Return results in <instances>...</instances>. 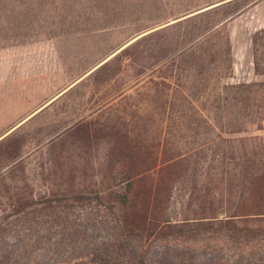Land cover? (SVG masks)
<instances>
[{
  "label": "rangeland",
  "instance_id": "rangeland-1",
  "mask_svg": "<svg viewBox=\"0 0 264 264\" xmlns=\"http://www.w3.org/2000/svg\"><path fill=\"white\" fill-rule=\"evenodd\" d=\"M207 1L212 0H19L16 4L0 0V45L30 40L32 36L78 32L80 38L74 52L79 53L81 61L78 65L73 63V68L78 66L82 69L87 60L98 58L110 50L113 52L125 42L129 44L145 33L164 27L140 38L129 49V56L123 62L112 63V70L118 74L110 85L103 81L97 84L90 80L84 82L46 115L15 132L0 145V217L12 213L14 207L10 201L19 194L37 202L48 197L65 196L66 200L55 201L52 205L56 210L70 212V222L82 231L80 242L92 248L101 247L112 237H118V208L108 198L102 201L91 198L82 202L72 198L74 190H85L94 196L105 186L101 182L107 177L105 166L110 128L113 127V135L120 133L118 131L128 132L133 142H143L156 152L159 144L158 117L161 115L156 108L157 101L170 99L176 105L183 101V106H174L167 112L170 133L166 134V147L171 149L169 155L176 149L202 142L201 133L205 130L202 120L196 110L185 105L186 96L194 102L199 113L211 115L213 109L209 103L223 85L264 81L231 82V74H224L226 70L223 69L218 72L202 51L179 55L212 22L251 0H238L202 20L172 24L187 17V10L201 8ZM231 28L236 31V40L242 46L244 38L240 31L244 26L235 22ZM99 30L102 32H94ZM221 33L228 34L227 26L221 28ZM154 63L157 68L151 77L156 85L143 82L109 106L99 108L104 104L103 97L107 93L124 82L129 83L141 71L145 72L142 78L149 80V69ZM168 84H171V89ZM209 99L212 100L209 102ZM194 118L198 120L193 133L190 121ZM237 119L235 127L239 131L219 132L227 138H264V107L258 114L247 118L239 115ZM262 143L258 141L257 144ZM12 160L14 162L4 170L3 164ZM183 185L181 182L176 184L173 191L169 204L172 214L180 209ZM45 205L32 203L26 211H42ZM5 222L12 225L13 219L7 218ZM19 223L23 226L28 224ZM56 224L57 221L49 220L36 226ZM207 237L187 241L168 238L148 244L151 250L169 248V256L174 257L180 255L183 245L197 247L209 242L211 246L205 245L202 251L196 249L197 252L193 253L203 259L217 253L213 239ZM220 253L226 256L228 250L223 249Z\"/></svg>",
  "mask_w": 264,
  "mask_h": 264
},
{
  "label": "trees",
  "instance_id": "trees-1",
  "mask_svg": "<svg viewBox=\"0 0 264 264\" xmlns=\"http://www.w3.org/2000/svg\"><path fill=\"white\" fill-rule=\"evenodd\" d=\"M10 1L14 4L19 2ZM237 1H207L201 8L187 10V17L172 24L202 20ZM258 1L251 0L226 12L179 55L202 51L218 72L223 69L226 70L224 74H231V43L228 34L221 33V28L241 9ZM162 28L141 35L118 52L114 50L116 53L79 85L89 80L92 84L103 81L110 85L118 74L112 70V63L123 62L129 56V49L140 38ZM252 49L254 70L257 74H264V27L252 34ZM156 68L154 63L149 69V80L142 78L145 72L141 71L129 83L124 82L107 93L103 97L104 104L99 108L109 106L143 82L156 85L151 77ZM210 75L215 77L212 73ZM168 87L171 89V84ZM261 92L262 96L259 95ZM166 96L170 97L169 93ZM184 100L185 105L196 110L202 120L205 130L201 133V143L176 149L168 155L171 149L166 147V134L170 133L167 112L174 106H183V101L176 105L170 99L159 100L156 108L161 115L158 117L159 144L156 152L143 142H133L128 132L118 131L120 133L113 135L112 127L108 133L107 177L101 182L105 186L94 196L85 190L73 191L72 198L77 201L108 198L118 208V237H112L101 247H89L79 241L82 231L70 222V212L56 210L52 205L67 197L39 200L46 203L45 210L27 212L29 205L38 202L19 194L11 197L12 213L0 217V264H264V138H227L219 132L239 131L235 127L237 116L247 118L259 113L264 107V81L223 85L213 101L209 99L213 109L211 115L199 113L187 96ZM197 120L190 121L193 133ZM258 141L263 143L257 144ZM180 182L184 184L182 201L179 211L172 214L169 204L176 184ZM7 218L13 219L12 225L5 222ZM49 220L57 221V224L36 226ZM20 221L28 224L23 226ZM203 236L213 239L217 248L212 257L200 259L193 254L196 249L202 251L203 246H211L209 242L197 247L183 245L180 255L174 257L169 256V248L151 250L148 244L168 238L187 241ZM223 249L228 250L226 256L220 253Z\"/></svg>",
  "mask_w": 264,
  "mask_h": 264
},
{
  "label": "crops",
  "instance_id": "crops-1",
  "mask_svg": "<svg viewBox=\"0 0 264 264\" xmlns=\"http://www.w3.org/2000/svg\"><path fill=\"white\" fill-rule=\"evenodd\" d=\"M235 22L244 26L240 31L244 38L242 46L236 40V31L231 28ZM226 26L231 43L230 81L264 80V74L254 70L252 49V34L264 27V0L241 9ZM29 38L0 45V145L74 93L81 80L128 44H121L116 52L110 50L87 60L80 69L78 66L73 68V63L78 65L81 61L79 53L74 52L80 33ZM13 162L4 163V170Z\"/></svg>",
  "mask_w": 264,
  "mask_h": 264
}]
</instances>
